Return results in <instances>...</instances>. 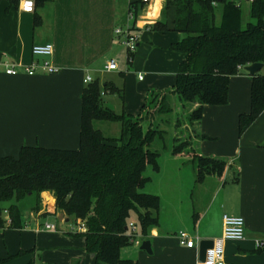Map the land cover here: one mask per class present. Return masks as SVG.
<instances>
[{
	"label": "crops",
	"instance_id": "0c3cea01",
	"mask_svg": "<svg viewBox=\"0 0 264 264\" xmlns=\"http://www.w3.org/2000/svg\"><path fill=\"white\" fill-rule=\"evenodd\" d=\"M34 1L33 13L22 12L19 0L0 1L1 157H18L26 146L79 150L82 96L88 76L95 82L117 73L114 91L104 89L108 83L100 84L103 106L117 114L137 115L151 90L175 85L184 56L172 51L171 46L186 35L172 30L176 9L167 7V0H153L146 6L138 5V0ZM236 2L250 17L252 1ZM131 6L137 11L136 26L142 40L133 63L107 72L106 57L120 46L115 28L130 23ZM157 23L167 25L169 31L153 30ZM45 44L54 47L51 61L59 73H6L9 66L23 70L39 62L32 49ZM259 73L264 74V67ZM251 90L248 72L232 77L228 104L204 106L202 119L186 136L191 145L176 154L173 141L171 149L160 154L159 170L147 169L150 181L142 192L160 200L159 210L152 211L158 225L149 229L147 237L141 233L142 242H151L153 253L141 250V245L126 247L121 252L123 259L139 264H204L206 249L222 235L224 215H230L244 218L247 234L244 241L226 243L224 264H264V248L257 246V241L264 240V112L244 135L239 133L240 116L251 111ZM174 105L182 109L178 96ZM198 106L188 105L186 109L191 114ZM106 122H94L103 135L104 129L112 126L103 124L101 129L97 125ZM116 127L121 133V124ZM194 156L226 161L223 176L197 182ZM197 184L201 189L206 185L210 188L205 202L193 199ZM18 205L21 228L10 227V215L4 214L7 225L0 228V264H95V255L85 250V238L78 235L85 229L80 221L56 209L53 192H43L40 201L31 196ZM9 207V203L3 205L5 212ZM131 222L139 227L136 215ZM47 225L55 230H48ZM180 232L198 237L196 247L182 246Z\"/></svg>",
	"mask_w": 264,
	"mask_h": 264
},
{
	"label": "trees",
	"instance_id": "16d2710c",
	"mask_svg": "<svg viewBox=\"0 0 264 264\" xmlns=\"http://www.w3.org/2000/svg\"><path fill=\"white\" fill-rule=\"evenodd\" d=\"M167 7L176 9L172 30L186 35L171 46L184 56L175 85L151 90L141 112L134 115L105 108L100 82L89 83L82 96L79 150L26 146L18 157L0 156V228L7 225L4 204H10L9 226L18 229L22 226L18 204L31 196L40 201L43 192L51 191L56 209L80 221L85 229L78 235L85 238V250L95 255V264H139L123 259L121 252L132 245L128 227L133 215L144 237L158 225L152 211L159 210L160 200L142 190L150 181L147 169L159 170L160 153L154 146L166 135L160 128L164 116L173 118L176 113L174 98L179 97L181 110L199 105L189 117L194 126L202 119L205 105L228 104L232 77L243 73L246 66L264 65V0L252 1L251 20L245 26L236 0H167ZM152 29L169 31L161 23ZM104 89L115 88L108 83ZM263 112L264 74L257 73L252 76L251 111L239 118L241 136ZM95 121L120 123V136L105 137L94 127ZM175 125L180 124L176 121ZM180 138L174 140L176 154L191 145L186 137ZM193 161L197 182L222 177L228 165L202 156H194Z\"/></svg>",
	"mask_w": 264,
	"mask_h": 264
},
{
	"label": "built area",
	"instance_id": "2783aa9c",
	"mask_svg": "<svg viewBox=\"0 0 264 264\" xmlns=\"http://www.w3.org/2000/svg\"><path fill=\"white\" fill-rule=\"evenodd\" d=\"M8 1V0H0ZM153 0H138V5L146 6L152 3ZM253 1V0H251ZM20 10L25 13H33L35 11L34 0H19ZM133 5V4H132ZM136 8L131 6L128 19L130 23L127 26H118L115 28V36L119 43L127 51V63H133L138 46L142 40V34L136 26ZM150 29L149 27L147 28ZM34 57L43 58V62H33L29 67L19 70L17 66H9L6 70L8 75H19L24 72L29 76H34L38 73L46 75H54L59 73V69L55 67L51 61L54 54L52 44L37 45L32 49ZM120 69L119 61L115 58L108 60L105 70L107 72H115ZM139 79L143 80V76L139 74ZM93 79L88 76L85 83H92ZM8 215V212H5ZM11 222V221H10ZM48 230H55L51 225H47ZM246 223L244 218L224 215L223 217V232L222 235L214 240L211 247L205 251L204 264H224L225 263V245L227 242H241L246 239ZM128 236L132 244L140 246L142 244V236L140 228L133 222L129 223ZM179 242L187 248H195L198 237H193L187 232H180L178 235ZM258 248H264V240L257 241Z\"/></svg>",
	"mask_w": 264,
	"mask_h": 264
},
{
	"label": "rangeland",
	"instance_id": "374dc122",
	"mask_svg": "<svg viewBox=\"0 0 264 264\" xmlns=\"http://www.w3.org/2000/svg\"><path fill=\"white\" fill-rule=\"evenodd\" d=\"M243 22H244V26L249 22L250 17L246 11L243 9ZM111 53V52H110ZM108 54L106 58L111 59L112 57L117 59L119 61V65H125L127 66V51L126 49L120 44L119 47H117L114 52H112L111 54ZM37 58V57H36ZM39 60V62H43V58H37ZM116 74L113 75H106L104 76V78H99V82L101 85H103L104 83H109V84H114L117 80L119 81V78L116 80L115 77ZM106 81V82H105ZM111 93V92H110ZM190 111L189 109L184 108L183 110H177L176 109V113L174 115V117L170 118L169 116H164V122L161 124L160 128L162 130L166 131V135L164 137L163 141H157L155 143L154 149L159 151V153L164 154L167 152V150L171 149V143H173V141L178 138L181 137L180 139H182L183 137H186L187 134H189V131L193 130L191 122H190ZM170 121V123H168ZM176 121L179 122V126L176 127ZM103 124H110L109 126H112L111 129H104ZM115 126H117L116 128L119 129L120 128V124H115V123H110V122H106V123H98L97 127L104 129V135L106 137H111V138H116L120 136V133H117L116 130L114 129ZM185 126V127H184ZM114 127V128H113ZM186 133V136H185ZM193 168V167H192ZM195 170H196V165H195ZM193 168V169H194ZM188 169L191 170V168L188 167ZM187 170V169H186ZM185 176H188L187 173H185ZM195 180H196V173H195ZM197 189L193 192L194 194V200H197L199 202H205V199L210 195V188L208 185H206L205 187H200V185L197 184ZM203 188H205L203 190ZM202 193V198H200L199 196ZM201 199V200H200ZM39 204V202H38ZM39 206V205H38ZM191 236H194V234L190 233ZM130 248H137L138 246L135 244H132L131 246H129Z\"/></svg>",
	"mask_w": 264,
	"mask_h": 264
},
{
	"label": "water",
	"instance_id": "95a60500",
	"mask_svg": "<svg viewBox=\"0 0 264 264\" xmlns=\"http://www.w3.org/2000/svg\"><path fill=\"white\" fill-rule=\"evenodd\" d=\"M264 65L261 63H255L249 66H246L244 70L248 72L251 76L256 75L263 69ZM141 250L148 252L149 254H152V248H151V242L149 240H145L141 244Z\"/></svg>",
	"mask_w": 264,
	"mask_h": 264
}]
</instances>
